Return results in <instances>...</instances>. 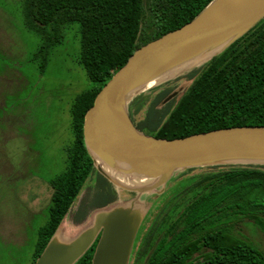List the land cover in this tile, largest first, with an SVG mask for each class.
<instances>
[{"label":"trees","instance_id":"16d2710c","mask_svg":"<svg viewBox=\"0 0 264 264\" xmlns=\"http://www.w3.org/2000/svg\"><path fill=\"white\" fill-rule=\"evenodd\" d=\"M211 1L22 0L23 24L40 40L32 55L40 73L52 49L62 43L67 26L78 23L80 63L94 83L72 103L73 141L65 148L64 170L49 181L48 218L38 230L32 264L91 176L93 201L89 210L78 209L77 223L118 200L114 185L95 170L83 139L84 114L97 93L136 49L190 22ZM182 78L191 80L188 88L177 100L165 102L174 92L173 83ZM151 92L135 96L128 105L131 122L147 135L174 139L227 127L264 126V17L208 62ZM173 181L135 261L264 264V251L234 234L241 223L264 234V165L189 168ZM96 242L74 264H91Z\"/></svg>","mask_w":264,"mask_h":264},{"label":"water","instance_id":"95a60500","mask_svg":"<svg viewBox=\"0 0 264 264\" xmlns=\"http://www.w3.org/2000/svg\"><path fill=\"white\" fill-rule=\"evenodd\" d=\"M263 17L264 0H212L190 22L132 53L84 114L83 139L96 170L113 185L134 192V198L99 210L91 228L72 239L59 238L57 229L33 264H74L96 240L91 264H127L144 216L138 204L148 193L157 188L160 193L173 177L189 168L264 165V126L227 127L164 139L138 130L128 114L130 101L148 90H143L148 81L225 43L207 59L153 87L201 66ZM176 95L172 92L165 102ZM144 181L150 184L135 185Z\"/></svg>","mask_w":264,"mask_h":264},{"label":"rangeland","instance_id":"374dc122","mask_svg":"<svg viewBox=\"0 0 264 264\" xmlns=\"http://www.w3.org/2000/svg\"><path fill=\"white\" fill-rule=\"evenodd\" d=\"M39 43V37L23 24L22 0H0V264H32L38 230L48 218V184L64 170L65 148L73 141L72 103L94 85L80 63L78 23L67 26L62 43L52 49L42 74L32 61ZM190 83L186 78L173 83L176 100ZM151 89L140 94L149 95ZM175 182L167 183L160 193L159 188L153 190L138 204L144 216L127 264H133L142 230L148 228ZM94 183V176L86 181L58 228L59 238L72 239L95 223L98 209L76 222L81 206L89 210ZM149 184L144 181L135 185ZM114 187L117 202L102 209L126 204L134 198L130 194L134 192ZM234 234L264 251V234L250 224L235 226Z\"/></svg>","mask_w":264,"mask_h":264},{"label":"bare ground","instance_id":"6f19581e","mask_svg":"<svg viewBox=\"0 0 264 264\" xmlns=\"http://www.w3.org/2000/svg\"><path fill=\"white\" fill-rule=\"evenodd\" d=\"M224 44L225 43H221L220 45L213 47L209 51H205L204 53H201L200 55H197V56H194V57L188 59L187 61L183 62L182 64L176 65V66L166 70L165 72H163L159 76L148 81L144 85L143 90L149 89V88L155 86L160 81L171 78V77L181 73L183 70L189 68L190 66H193L194 64H197L204 59H207L209 56H211L212 54L217 52V50H219ZM104 170L107 174L114 176L110 170H108V169H104ZM124 184H127V183L125 182Z\"/></svg>","mask_w":264,"mask_h":264},{"label":"flooded vegetation","instance_id":"af4514ba","mask_svg":"<svg viewBox=\"0 0 264 264\" xmlns=\"http://www.w3.org/2000/svg\"><path fill=\"white\" fill-rule=\"evenodd\" d=\"M146 222V219H145V221H144V223ZM152 222H153V220H151V222L149 223V225H148V228L150 227V225L152 224ZM144 226V225H143ZM147 228V229H148ZM147 229H143L142 230V234H140L141 235V237H140V240L138 241V243H137V247H136V250L134 251V255H133V264H137L138 262H143L142 260H140V261H135V252L137 251V249H138V247L140 246V244H141V242H142V240L144 239V236L146 235V233H147ZM137 242V241H136ZM143 264H144V262H143Z\"/></svg>","mask_w":264,"mask_h":264}]
</instances>
